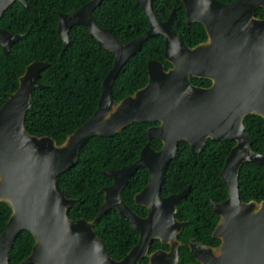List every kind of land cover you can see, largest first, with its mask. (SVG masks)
<instances>
[{
    "label": "water",
    "instance_id": "obj_1",
    "mask_svg": "<svg viewBox=\"0 0 264 264\" xmlns=\"http://www.w3.org/2000/svg\"><path fill=\"white\" fill-rule=\"evenodd\" d=\"M16 1L27 6V0H0V18ZM102 1L92 0L73 13L62 14L58 25L63 53L70 43L71 29L82 25L102 49L115 56L94 115L62 144L27 130L25 121L34 103L33 92L48 88L39 80L40 73L50 66L45 61L27 66L18 90L0 107V203L12 210L0 236V264H11L10 253L23 231L33 235L35 244L22 264H140L155 239L169 245L170 251L153 253L149 264H178V235L186 223L179 222L175 215L190 187L167 198L161 188L179 143L187 142L191 153L198 155L208 140L235 142L220 174L228 198L222 203L211 202L213 213L220 217L213 236L223 243L213 250L192 240L191 252L203 264H264V199L244 202L239 190L245 163L264 169V154L252 149L245 124L251 115L264 119V19L256 17V11L264 9V0L230 4L182 0L188 24L199 23L208 34V40L196 47L183 41L175 27V12L165 22L158 20L153 0H137L150 20L149 31L124 44L113 31L96 23L94 12ZM159 35L165 38V59L173 67L167 70L163 62L150 61L147 86L117 103L113 93L116 79L145 43ZM23 38L0 28V45L6 55ZM192 78L212 80L213 86L198 87ZM135 123H158L147 130V135L160 141L163 148L155 151L148 143L136 163L106 171L114 182L101 191L105 202L98 215L93 221L71 219L68 212L79 199L65 195L58 177L78 163L81 149L93 137H114ZM140 168L148 170L149 182L135 196V202L147 208V218L138 216L122 198ZM112 209L140 237L138 245L121 261L111 257L95 231Z\"/></svg>",
    "mask_w": 264,
    "mask_h": 264
},
{
    "label": "trees",
    "instance_id": "obj_2",
    "mask_svg": "<svg viewBox=\"0 0 264 264\" xmlns=\"http://www.w3.org/2000/svg\"><path fill=\"white\" fill-rule=\"evenodd\" d=\"M92 0H27V6L16 1L0 18V28L13 34L24 35L6 55L0 45V107L19 87L20 77L26 67L36 61L50 66L39 75L46 89L33 92V106L26 116L25 126L35 136H48L62 144L69 135L86 123L98 109L103 83L113 69L115 56L102 49L87 27L78 25L71 29L70 43L64 51V41L58 33L62 14H70ZM232 3L236 0H219ZM154 12L159 21H167L176 13L175 27L184 42L195 47L207 40V32L199 23L188 24L182 0H153ZM96 23L113 31L124 44L148 32L150 20L138 6L137 0H103L94 12ZM264 19V9L257 11ZM63 54V55H62ZM165 60V38L162 35L149 39L142 51L123 68L114 83V98L121 102L149 83L148 64ZM198 86H208L210 81L192 78ZM252 140V149L264 154V119L251 115L245 121ZM155 123H135L114 137H93L80 151L78 163L58 177V183L68 198L79 199L69 210L73 220H93L104 202L100 190L112 184L104 172L115 171L137 161L143 148L150 143L155 150L162 143L148 138V127ZM235 145L233 141L209 140L204 151L194 155L187 142L179 144L178 152L166 172L162 186L164 197L179 194L191 186L189 195L178 206L180 220L190 221L179 239L186 244L192 237L201 238L214 227L217 217L210 209V200L222 202L228 190L220 177L224 163ZM148 183V172L140 169L132 178L123 198L139 214L145 213L134 205V195ZM240 198L244 202L264 199V169L245 163L239 175ZM12 210L0 203V236L5 231ZM211 224V226H210ZM96 233L107 245L112 258L123 259L138 243L139 235L121 219L116 210L109 211L95 227ZM196 231V232H195ZM35 239L29 231L18 236L10 253L11 264H22L32 253ZM159 246L158 242L154 243ZM192 256L187 246L181 249V261Z\"/></svg>",
    "mask_w": 264,
    "mask_h": 264
},
{
    "label": "flooded vegetation",
    "instance_id": "obj_3",
    "mask_svg": "<svg viewBox=\"0 0 264 264\" xmlns=\"http://www.w3.org/2000/svg\"><path fill=\"white\" fill-rule=\"evenodd\" d=\"M219 1V0H218ZM91 2V1H90ZM221 2V1H220ZM223 3V2H222ZM225 4H230V3H225ZM85 6V5H84ZM261 9V8H260ZM263 9V8H262ZM259 10V9H258ZM257 10V11H258ZM257 11H256V17L257 18H259L258 16H257ZM173 12H175V11H173ZM172 15V14H171ZM187 16V15H186ZM170 18V17H169ZM259 19H262V18H259ZM165 22V21H164ZM188 23V22H187ZM149 31V30H148ZM207 37H208V34H207ZM151 39V38H150ZM207 40H208V38H207ZM184 41V40H183ZM203 43V42H202ZM186 44V43H185ZM201 44V43H200ZM187 45V44H186ZM199 45V44H198ZM190 47V46H189ZM196 47V46H195ZM165 50H166V42H165ZM166 60V59H165ZM152 61H154V60H152ZM156 61V60H155ZM161 62V61H160ZM167 62V61H166ZM164 63V62H163ZM165 64V63H164ZM170 64V63H169ZM166 65V64H165ZM171 65V64H170ZM173 66L171 65V67L170 68H167V65H166V69L167 70H169V69H171ZM27 68V67H26ZM198 79H200V78H198ZM192 80V79H191ZM205 80H208V81H210V84L208 85V86H198V85H196V86H198V87H202V88H211L212 86H213V81L212 80H209V79H205ZM192 82V81H191ZM194 84V83H193ZM195 85V84H194ZM249 117V116H248ZM246 121V120H245ZM246 124V123H245ZM158 125V123H155V125H152V126H150V127H154V126H157ZM247 126V125H246ZM150 127H148V129L150 128ZM147 129V130H148ZM149 138V137H148ZM158 141V140H157ZM209 141V140H208ZM234 142V141H233ZM208 143V142H207ZM180 144V143H179ZM163 145V144H162ZM207 145V144H206ZM235 146V145H234ZM233 146V147H234ZM145 148V147H144ZM143 148V149H144ZM162 148H163V146H162ZM161 148V149H162ZM179 148V147H178ZM154 149V148H153ZM160 149V150H161ZM155 150V149H154ZM160 150H155V151H160ZM191 151V150H190ZM142 152V151H141ZM199 155V154H198ZM140 156H141V153H140ZM139 159H140V157H139ZM138 159V160H139ZM137 160V161H138ZM137 161H135L134 163H136ZM173 161V160H172ZM134 163H131V164H129V165H132V164H134ZM247 163H249V162H247ZM225 164V163H224ZM129 165H126V166H129ZM123 167H125V166H123ZM122 168V167H121ZM120 168V169H121ZM140 169H145V168H140ZM139 169V170H140ZM223 169V168H222ZM117 170H119V169H117ZM117 170H115V171H117ZM138 170V171H139ZM147 170V169H146ZM168 170V169H167ZM107 171H111V170H107ZM137 171V172H138ZM222 171V170H221ZM106 172V171H105ZM104 172V173H105ZM136 172V173H137ZM147 172H148V170H147ZM135 173V174H136ZM135 174L132 176V178L135 176ZM221 174V173H220ZM109 177V176H108ZM221 177V176H220ZM111 178V177H110ZM132 178H131V180H132ZM166 179V178H165ZM112 180V179H111ZM113 180H112V184L111 185H109V186H107V187H110V186H112L113 185ZM131 182V181H130ZM130 182H129V184H130ZM148 182H149V172H148ZM165 182V181H164ZM128 184V185H129ZM164 184V183H163ZM147 185H148V183H147ZM146 185V186H147ZM145 186V187H146ZM163 186V185H162ZM128 187V186H127ZM145 187L143 188V189H145ZM188 187H190V191H191V186H188ZM187 187V188H188ZM104 188H106V187H104ZM186 188V189H187ZM103 189V188H102ZM102 189L100 190V192L102 191ZM127 189V188H126ZM125 189V190H126ZM142 189V190H143ZM185 189V190H186ZM124 190V191H125ZM142 190H140L139 192H137L135 195H134V197H133V202H134V205H136V202H135V196L138 194V193H140ZM184 190V191H185ZM124 191H123V193H124ZM183 192V191H182ZM181 192V193H182ZM102 193V192H101ZM123 193H122V198H123ZM190 193V192H189ZM103 194V193H102ZM161 194H162V188H161ZM180 194V193H179ZM104 195V194H103ZM174 195H177V194H174ZM189 195V194H188ZM187 195V196H188ZM163 196V195H162ZM170 196H172V195H170ZM170 196H167V197H170ZM186 196V197H187ZM164 197V196H163ZM167 197H164V198H167ZM185 197V198H186ZM184 198V199H185ZM124 199V198H123ZM226 200V199H225ZM224 200V201H225ZM124 201L127 203V201L124 199ZM183 201V200H182ZM181 201V202H182ZM212 201H214V202H216L215 200H213V199H211L210 200V209H211V211H212V208H211V202ZM224 201H222V202H224ZM252 201V200H251ZM256 201V200H255ZM104 202H105V195H104ZM104 202H103V204H104ZM180 202V203H181ZM222 202H216V203H222ZM257 202H259V201H257ZM180 203L177 205V210H178V212H177V214L175 215V218L179 221V222H182V223H186V225L184 226V228H183V230L185 229V227L187 226V225H189V223H190V221H184V220H180L178 217H177V215L179 214V209H178V206L180 205ZM103 204H102V206H103ZM127 205L128 206H130L131 207V209L138 215V216H140L141 218H147L148 217V215H149V212H148V210H147V208H145V207H142V206H138V205H136L137 207H141V208H143L144 210H145V213H143V214H139L138 212H136V210L134 209V207L132 206V205H130L129 203H127ZM101 206V207H102ZM101 209V208H100ZM112 210H115V209H112ZM112 210H110V211H112ZM117 211V210H116ZM118 212V211H117ZM119 213V212H118ZM212 213H213V211H212ZM214 214V213H213ZM107 215V214H106ZM119 216H120V214H119ZM214 216L215 217H217V219H216V222H215V224H214V227L212 228V230L209 232V234H207L206 233V235L204 236H202L201 238H197V237H192V238H190L189 239V241L187 242V244L184 242V241H182V240H180L179 239V236L182 234V232H183V230H182V232L178 235V241L181 243V247L179 248V263L178 264H203V262H201V261H198L197 259H196V257H195V255L191 252V248H190V243H191V241L192 240H196L197 242H199L200 244H202V245H204V246H206V247H208V248H211V249H213V250H217L221 245H222V243H223V241H222V239L221 238H216V237H214L213 236V234H214V232H215V230H216V228H217V226H218V224H219V222H220V217L219 216H217V215H215L214 214ZM122 219V218H121ZM94 220V219H93ZM93 220H91V221H93ZM90 221V220H89ZM210 226H211V224H210ZM131 227V226H130ZM132 228V227H131ZM133 229V228H132ZM134 230V229H133ZM136 232V231H135ZM196 232V231H195ZM137 233V232H136ZM138 234V233H137ZM139 239H140V237H139ZM155 242H158L159 243V246H157V247H155V245H154V243ZM138 243H139V240H138ZM138 243L135 245V246H137L138 245ZM134 246V247H135ZM185 246H187L188 247V249H189V253H190V255L192 256V258L191 259H188L189 261L188 262H186V263H182V261H181V249L183 248V247H185ZM133 247V248H134ZM132 248V249H133ZM131 249V250H132ZM130 250V251H131ZM129 251V252H130ZM157 251H165V252H168V251H170V246L169 245H165V244H163V243H161V241L160 240H157V239H155V240H153V242L151 243V245H150V248H149V251H148V253H147V255L144 257V258H142L141 260H140V264H149L150 263V256L153 254V253H155V252H157ZM129 252H128V254H129ZM127 254V255H128ZM127 255L123 258V259H125L126 257H127ZM112 257V256H111ZM114 259V258H113ZM123 259H121V260H123ZM121 260H117V261H121Z\"/></svg>",
    "mask_w": 264,
    "mask_h": 264
}]
</instances>
